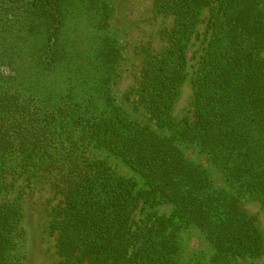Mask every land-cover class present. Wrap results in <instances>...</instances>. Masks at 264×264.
<instances>
[{
	"label": "trees",
	"instance_id": "obj_1",
	"mask_svg": "<svg viewBox=\"0 0 264 264\" xmlns=\"http://www.w3.org/2000/svg\"><path fill=\"white\" fill-rule=\"evenodd\" d=\"M82 1L98 29L111 27V0ZM72 2L0 0V264L26 260L27 191H15L17 177L32 190L52 171L58 202L44 228L60 264H205L201 254L181 257L180 232L190 227L210 246L206 264L258 258L264 234L241 204L264 210V0H152L173 24L161 32L160 52L140 48L132 109L153 125L116 102L121 50L109 33L84 61L83 85L51 83L68 59L63 31ZM204 8L209 35L191 81L190 115L178 119L172 110ZM176 141L195 145L223 185ZM91 145L118 157L145 187L89 158ZM165 205L170 210L160 211Z\"/></svg>",
	"mask_w": 264,
	"mask_h": 264
},
{
	"label": "rangeland",
	"instance_id": "obj_2",
	"mask_svg": "<svg viewBox=\"0 0 264 264\" xmlns=\"http://www.w3.org/2000/svg\"><path fill=\"white\" fill-rule=\"evenodd\" d=\"M113 4V16L111 27L106 30L98 29L95 25L97 15L94 10L84 6L82 0H73L68 6L63 36L66 39L67 58L58 67V70L51 83L55 88L60 84L67 86L83 85V76L87 67L84 61L88 60L97 46L101 36L109 33L120 46L121 60L117 67V74L113 79V93L116 102L121 105L127 113L140 121L153 125L148 115L142 110L132 109L134 95L132 91L136 85L140 69V48L149 44L153 51L160 52L167 44L161 36L163 29H168L173 24L171 16H164L153 11L152 0H111ZM210 14L209 8H204L200 14V21L192 37L187 52V78L180 89L172 113L181 119L189 116L193 98L192 78L197 69L198 60L206 44L209 35L207 31V20ZM129 94L128 99L125 97ZM177 143V141H176ZM184 156L197 164L202 165L212 174L216 185H223L221 174L213 169L208 163L206 156L200 153L195 145L177 143ZM86 153L89 158L104 159L111 170L119 175L131 178L138 188H144V179L123 163L118 157L104 149L89 146ZM46 173V172H45ZM54 173L46 174L33 185L32 190L24 188V176L17 177L15 191L26 193V220L27 230V254L25 264H60L62 260L56 253L55 237L49 236L45 231V224L48 221V211L52 205L58 202V194L52 186ZM241 208L247 213L257 217V222L264 234V210L256 201H243ZM160 211L168 212L170 205L160 206ZM141 216L140 209L134 212V218L138 220ZM180 254L183 260L192 259L194 255H202L203 261L211 254L210 246L204 234L197 227L183 229L180 232ZM239 264L264 263V251L258 258H240ZM74 264V263H72ZM87 264V263H75Z\"/></svg>",
	"mask_w": 264,
	"mask_h": 264
}]
</instances>
